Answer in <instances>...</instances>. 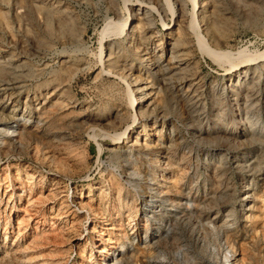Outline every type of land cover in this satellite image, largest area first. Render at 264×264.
<instances>
[{
    "label": "rangeland",
    "instance_id": "rangeland-1",
    "mask_svg": "<svg viewBox=\"0 0 264 264\" xmlns=\"http://www.w3.org/2000/svg\"><path fill=\"white\" fill-rule=\"evenodd\" d=\"M200 1L199 36L233 62L200 51L188 26L190 0L184 12L170 0L174 13L166 7L162 17L157 3L165 0H143L155 6L152 26L134 32L130 41L131 27L126 33L114 27V33L103 31L108 21L121 22L137 9L135 0H0V63H6L2 50L25 54L19 68L15 63L0 67V264H107L103 258L108 256L113 264H264V57L248 65L251 73L257 66L255 75H240V82L232 67L238 55H264V0H218L221 17L209 0ZM59 7L62 30L51 13ZM136 13L133 31L141 23L136 18L142 14ZM136 47L140 53L162 54L161 64L182 69L158 75L155 64L132 53ZM116 54L124 80L107 63ZM137 79L151 94V105L138 117L125 93V81L131 85ZM56 83L60 97L34 101ZM40 105L59 119L55 130L36 121ZM129 126L130 136L112 145L111 136ZM164 155L177 158L180 167L171 171ZM117 164L115 174L136 173L132 183L141 193L122 198L133 206L131 223L114 194L103 205L101 190L93 188L103 179L108 185ZM207 165L215 168V179ZM182 170L181 191L188 196L181 207L154 203L158 193L150 186L174 188ZM77 204L93 213L84 218Z\"/></svg>",
    "mask_w": 264,
    "mask_h": 264
},
{
    "label": "bare ground",
    "instance_id": "bare-ground-1",
    "mask_svg": "<svg viewBox=\"0 0 264 264\" xmlns=\"http://www.w3.org/2000/svg\"><path fill=\"white\" fill-rule=\"evenodd\" d=\"M30 2L31 1H34V0H29ZM191 1V5H192V12H191V18H190V21H189V27H190V30H192V34L196 37V39H197V45H198V47H199V49H200V51H203V52H206L210 57H212L213 58V60L215 59V60H217V61H227L228 59L230 60V62H233V60H234V58H231V57H229V54H227V53H225V52H217V51H215V50H211L208 46L209 45H207V44H205V42L202 40V38L199 36V34H198V32H197V30H196V23H197V19H195V16L197 15V10H198V8H199V6H200V4H198V2H197V0H190ZM204 2L205 0H201L200 1V3L201 2ZM210 1V2H209ZM208 2L210 3V5L212 6V9L214 10V15L216 16V17H219L220 16V13H219V11H218V7H219V4H218V0H209ZM28 2V1H27ZM42 2V1H41ZM135 2H137V9H135V8H132V10H130L129 11V13H128V16L126 17V18H124L123 20H121V22H117V23H112L111 21L109 22L108 21V23H107V25H106V27H105V31H103V34H105V33H107L108 34V32H113L111 29L114 27V29H115V31H118V32H120V33H123V32H125L126 33V30H128V28L129 27H131L130 28V30L127 32V40H129L130 41V39H133L132 38V36H133V34H134V32L136 33V32H139V33H141V32H144V30L146 31H148L150 28H151V26H152V14H151V12L153 11V10H155V6L154 7H151L152 5H150V6H148L147 4H145L144 2H143V0H135ZM175 2H177L181 7H182V12H184V7H185V0H175ZM208 3V4H209ZM149 4V3H148ZM30 5V4H29ZM29 5H27L28 6V9L30 8V6ZM133 5V4H132ZM157 5L159 6V7H157L158 9L160 8V11L158 10V12L160 13V15H161V17H162V14L161 13H163V12H165V8L167 7L168 9V11H170L172 14L174 13L173 12V10H172V8H171V2H170V0H165V2H164V4H162V3H160V2H158L157 3ZM49 6L51 7V9L52 8H56V5H52V4H49ZM206 6V5H205ZM204 6V8H206ZM32 7V6H31ZM58 7V6H57ZM203 9V8H202ZM52 12L51 13H53V17H56V22H57V27H59V29H63V27H62V23H60V21H61V19L60 18H62V15L60 14V12H61V10H60V7L56 10V11H54V10H51ZM141 12V14H139V15H141V17H137L136 18V20H137V22H138V20H140L141 21V23H140V25L138 26L139 28H138V31H133V29H134V27H135V24H133L132 26H131V23H132V20H131V17H134L135 16V13L136 12ZM203 11H204V9H203ZM212 13V14H213ZM136 14H138V13H136ZM165 15V14H164ZM212 16V15H211ZM198 17V16H197ZM221 17V16H220ZM163 18H164V16H163ZM214 18V17H213ZM129 19H130V23L128 22L129 21ZM135 19V18H134ZM113 20V19H112ZM164 19H162V21H163ZM114 21V20H113ZM115 22V21H114ZM129 23V24H128ZM163 23V22H162ZM164 25H165V30L168 28V25L166 24V23H164ZM183 26V25H182ZM182 32V31H181ZM114 33V32H113ZM161 33V32H160ZM183 33H185V31H183ZM182 33V34H183ZM102 34V35H103ZM119 34V33H118ZM106 35V34H105ZM104 37V36H103ZM135 37V36H134ZM136 37H137V35H136ZM135 37V38H136ZM142 37V36H141ZM139 40V38H136L135 39V42L136 41H138ZM147 39V38H146ZM188 43V42H187ZM190 43V42H189ZM191 45H193V44H188V46H191ZM146 46V45H145ZM137 48V50L135 49L134 51H132V53L134 52L135 53V55L136 56H139L140 57V59H141V61L142 62H145V64H149V66H153L154 64V66L157 68V70H156V73L158 74V75H162V73H164V72H166L168 69H171V68H175V70H177V71H179V70H181L182 68L179 66V65H176V66H170L169 67V65H164V64H161V57H162V54H160L159 56H157V54H155V53H147V52H145L146 54H149V56H147V57H143V55L142 54H145V53H142V51H141V53L139 52V50H138V47H136ZM171 48H172V50H171V59H175L176 58V54H174L175 52L173 51L174 50V48H176V45H175V43H173L172 45H171ZM188 49V48H187ZM214 49V48H213ZM143 50V49H142ZM2 51H5V58H6V60H5V62L6 63H4V62H2V63H0L1 65H0V67L2 68L3 66H5V67H8V66H10V64H13V63H15V65H14V67H18L19 68V66L21 65V62H20V60H21V57L22 56H24L25 54L24 53H22V54H20V53H13V52H11V51H9V50H7V49H5V50H2ZM20 55V56H19ZM193 57V56H192ZM260 57H264V55L262 54V55H260V56H254V55H246V56H241V55H238L237 56V58H235L236 60H238V59H240L239 61H237L236 63H233L232 64V67H235V69L233 70V71H237L238 70V77H237V81H241V79H240V75H242L241 77L242 78H246V76L248 75H250V74H252V73H254V70H256L257 69V66H254V70H252V73H251V68L252 67H249L248 65L249 64H251V62H255L257 59H259ZM119 60H120V57H119V55H117L116 54V56H114L112 59H110V60H108L107 61V63H108V65L109 66H113V72L114 73H116V75H119L120 76V79H122V80H124V78H127L126 76H124L123 74H122V72H121V70H120V68H118L119 66H120V64H118L119 63ZM228 60V61H229ZM176 61V60H175ZM259 61V60H258ZM23 63V62H22ZM218 63V62H217ZM222 63V62H221ZM228 63V62H227ZM229 64V63H228ZM231 64V63H230ZM23 65V64H22ZM107 65V64H106ZM247 66V67H246ZM11 67H13V66H11ZM117 67V69L115 70L114 68H116ZM15 69V68H14ZM1 70V69H0ZM112 70V69H111ZM110 72V71H109ZM127 75V74H126ZM254 75H255V73H254ZM253 75V76H254ZM252 76V77H253ZM251 77V78H252ZM64 79V78H63ZM48 81H50V80H48ZM52 81V80H51ZM64 81H66V80H64ZM245 81V80H244ZM126 83H128L127 84V91L125 92L126 93V96H127V102H128V104H129V106H130V109L134 112V115H136L137 117L139 116V114H140V116H142L144 113H145V111H144V113H142L143 112V110L144 109H146L147 107H148V105H151V101H149V99H150V93H149V91H147V92H145V91H143V89H145L146 88V86H141V84L143 83V81L142 80H138L137 79V84H131L130 85V83H129V81L127 80V81H125ZM232 82V81H231ZM49 83V82H48ZM47 83V84H48ZM61 83V82H60ZM60 83H56V84H54L53 86V88L50 90V91H48L47 89L48 88H43L44 90H45V92H43L42 94H41V96L40 97H37V96H34V98H35V102H36V100L37 99H40V101H38V103L37 104H39V103H42V104H44V102L46 101V100H48V98L50 97V96H52V95H58L59 97H60V95H62V90H61V87H60ZM65 83V82H64ZM141 83V84H140ZM246 83V82H245ZM248 83V82H247ZM138 84H140L138 87H136V85H138ZM52 85V84H51ZM135 85V86H134ZM236 85H238V83H234V84H230V86L232 87H234V86H236ZM245 85V84H244ZM62 86V85H61ZM47 87V86H46ZM50 87V86H49ZM134 87V88H133ZM136 87V88H135ZM239 87H241V86H239ZM246 87L248 88V85H246ZM194 90V89H193ZM238 90H240V88H238ZM239 91H237V93H238ZM237 93L235 94V95H237ZM35 95V94H34ZM39 96V95H38ZM125 96V97H126ZM26 98V100H28V101H30L31 100V98L30 97H25ZM149 101V102H148ZM25 104V103H24ZM76 104V103H75ZM41 106V105H40ZM74 105H72V107H73ZM50 108H48V107H46V106H41V108H40V110H41V113L36 117L37 119H36V121L38 122V121H41V123L42 124H44V126L45 125H47V126H49L50 128L49 129H54L55 130V128L57 127V123H58V120H57V118L55 119V117L53 116V115H50L51 113H50V110H49ZM13 111H14V109H13ZM38 111H39V109H38ZM36 112V111H35ZM40 112V111H39ZM142 113V114H141ZM29 114V113H28ZM84 114V113H83ZM34 116V115H33ZM78 116V115H77ZM135 116V117H136ZM148 116V115H147ZM23 117V116H22ZM26 118H28V117H26ZM135 119V118H134ZM19 119H17V121H18ZM86 120V119H85ZM115 120H116V118H115ZM14 121L16 122V120L14 119ZM95 121V120H94ZM85 122V121H84ZM89 122H92V121H89ZM114 122V121H113ZM94 123H90V125H88V126H86V125H84L83 124V126H86V129H88V128H90L92 125H93ZM36 125V124H35ZM95 125H96V123H95ZM22 127H24L25 126V123H23L22 125H21ZM47 126L45 127V128H47ZM77 126V125H76ZM82 126V128H84ZM78 127H81V126H78ZM131 126H129V127H127L122 133H119V134H114V135H112L111 136V144L112 145H116V144H118V143H121L122 142V140H124V139H127L128 138V135L130 136V130L132 129V127L130 128ZM34 128H37V126L36 127H34ZM44 128V129H45ZM82 128H79V129H81L82 130ZM130 128V129H129ZM129 129V130H128ZM46 130V129H45ZM48 130V129H47ZM133 130V129H132ZM145 129L143 128V129H141V131H144ZM83 131V130H82ZM89 132V131H88ZM41 133V132H40ZM49 133V132H48ZM52 133V132H51ZM139 131H136L135 132V139H133V137H132V139H133V144H136V141H137V138H138V136H139ZM44 135H45V133H44ZM53 135V134H52ZM79 135V134H78ZM57 136H58V134H57ZM62 136H64V135H62ZM62 136H60L61 138H62ZM80 136V135H79ZM0 140H1V137H0ZM20 137H18L17 136V139H16V141H17V143H20ZM60 140V139H59ZM62 140V139H61ZM9 141V140H8ZM12 142V141H11ZM14 143V142H13ZM64 143V142H63ZM62 145V144H61ZM64 145V144H63ZM130 147V146H129ZM158 147H160V146H158ZM157 147V148H158ZM115 148V147H114ZM132 147H130V148H128V149H131ZM161 148V147H160ZM64 149H65V147H64ZM101 149V148H100ZM99 149V151H100V153H101V151L103 150H100ZM146 149H147V147H146ZM115 150V149H114ZM119 150V149H118ZM118 150H117V152H118ZM135 151H137L138 153H139V151H141V149L140 148H137V149H134ZM142 150H144V149H142ZM177 150V149H176ZM81 151V150H80ZM122 151V150H121ZM116 152V153H117ZM134 152V151H133ZM144 152V151H143ZM142 152V153H143ZM147 152V151H146ZM114 153H115V151H114ZM128 153V152H127ZM126 153V154H127ZM156 153V152H155ZM169 153V152H168ZM79 154V153H78ZM123 154L125 155V153L123 152ZM175 154V153H174ZM159 155V154H158ZM163 154H161V156H162ZM83 156V155H82ZM111 157V156H110ZM121 157V156H120ZM130 157V156H129ZM82 158V157H81ZM113 158V157H112ZM116 158V157H115ZM163 158H166L165 159V165H168V167H169V169L171 170V171H173L172 169L173 168H176L177 169V167H180V162L178 161V159L177 158H174V157H171L170 159L168 158V155H164L163 156ZM186 158V157H185ZM113 160H115V159H113ZM156 160H160V158L159 159H156ZM156 160H155V162H156ZM179 160H181V159H179ZM84 161V160H83ZM116 161H117V158H116ZM124 160H122V162H123ZM133 161V160H132ZM134 161H135V159H134ZM125 163V162H124ZM133 163V162H132ZM131 163V164H132ZM120 164V163H119ZM135 164V163H134ZM185 164V163H184ZM183 164V165H184ZM118 165V164H117ZM132 166H133V164H132ZM135 166V165H134ZM184 166H186V164L184 165ZM183 167V166H182ZM187 167V166H186ZM190 167V166H189ZM207 168H208V172L209 173H212V177H214V179H215V177H216V175H215V168L214 167H212V166H209V165H207L206 166ZM124 168V167H123ZM122 168V169H123ZM193 168V167H192ZM191 168V169H192ZM118 169H119V165L118 166H115V167H112V170H111V178H110V183L108 184V185H106L105 183H104V179L103 180H101V181H99L100 182V185H98V186H95V185H93V188H96V187H98L101 191H100V193L98 194V199H99V201H100V203L101 204H105L110 198H111V195H115V199H116V201H117V207L119 206L120 208L121 207H123V210H124V213H127V219L129 220L128 222L129 223H131L130 221L132 220V217L134 216V215H132V209H133V206H131V204H128V202H127V200H128V197L130 196V195H132V194H135V193H137L138 195L139 194H141L140 193V191H138L137 189H139V188H137L136 189V187H135V185H133V183L132 182H134L133 180H134V177L133 176H135L136 175V173L134 172V174H128V175H120V174H115V172L114 171H118ZM130 169V168H129ZM128 169V170H129ZM137 169V168H136ZM160 169V168H159ZM168 169V168H167ZM179 169V168H178ZM181 169V168H180ZM183 169V168H182ZM124 170V169H123ZM158 170V169H157ZM161 170V169H160ZM186 171H187V169H185ZM125 171V170H124ZM139 171V170H138ZM174 171L176 172V170L174 169ZM120 172V171H119ZM118 172V173H119ZM160 172V171H159ZM117 173V172H116ZM129 173V172H128ZM167 173V172H166ZM177 173H179V177L177 178H175L173 181V187L174 188H165V189H157L158 187H152L151 188V186L148 184L147 185V188H148V186H150V188L148 189V190H150V189H152L155 193H158L156 196H158V199H156L155 201H154V203L155 202H159V204H162L163 206H166V205H171L172 207H175L176 208V205L178 206L179 204H180V207H181V202H182V200H183V196H188V194H184L183 193V191H181V189L183 188L182 187V179L184 178V177H186V172L184 171L183 172V170L182 171H179V172H177ZM189 173V172H188ZM139 174V173H138ZM160 174V173H159ZM191 174V173H190ZM154 175H156V174H154ZM178 175V174H177ZM166 176V175H165ZM168 176H169V174H168ZM59 177V176H58ZM121 177H122V179H123V184L120 182V180H122L121 179ZM136 177V176H135ZM138 177V176H137ZM174 177V176H173ZM211 177V178H212ZM57 178V177H56ZM152 178V177H151ZM150 178V179H151ZM166 178H168L167 176H166ZM55 179V178H54ZM67 179H71V177H67ZM144 179V178H143ZM153 179V178H152ZM155 179V178H154ZM165 179V178H164ZM188 179V178H187ZM191 179V178H190ZM135 180H136V178H135ZM157 180V179H156ZM159 180H163V178H161L160 177V179ZM158 180V181H159ZM186 180V179H185ZM184 180V181H185ZM58 179H56V180H54V183L55 184H57L58 182ZM137 181V180H136ZM154 181V180H153ZM168 181V180H167ZM109 182V181H108ZM164 182H166V181H164ZM135 183V182H134ZM157 183V182H156ZM156 183H155V185H156ZM125 184H126V186H125ZM147 184V183H146ZM160 184H163V183H160ZM160 184H157V186L158 185H160ZM172 184V183H171ZM87 185H89V184H87ZM164 185H166L165 183H164ZM154 186V185H153ZM161 186V185H160ZM171 186V185H170ZM184 186V185H183ZM186 186V185H185ZM190 186V185H189ZM188 187V186H187ZM178 188V189H177ZM196 188V187H195ZM185 189V188H184ZM188 189V188H187ZM187 189H185V190H187ZM151 190V191H152ZM190 191V190H189ZM196 191V190H195ZM113 192V193H112ZM144 192V191H143ZM192 192V191H191ZM190 192V193H191ZM195 194V193H194ZM191 195H193V194H191ZM142 196V195H141ZM151 196H153V194L151 195ZM63 197H67V195H64ZM154 197V196H153ZM122 198L123 199H126L127 198V200H122ZM194 200H195V198H194ZM64 201V200H63ZM65 201H67V200H65ZM200 201V200H199ZM145 202V201H144ZM143 202V203H144ZM194 201H192V200H190V203H193ZM198 202V201H197ZM72 205V204H71ZM77 205H79V206H77ZM77 205H74L75 206V208H77V209H80V210H83L84 212H85V215H84V218H87V217H89V215L91 214V213H93V212H91L90 213V209H89V207H85V206H82V205H80V204H77ZM143 205H145V203L143 204ZM189 205H191V204H189L188 203V206ZM197 205V204H196ZM155 207V206H154ZM157 207H158V205H157ZM74 208V209H75ZM178 208V207H177ZM192 208L193 209H191V211L190 212H193V213H195L196 211H197V208L195 207V206H193L192 205ZM92 209V208H91ZM161 211H162V209H160ZM168 212H170V211H168ZM156 213V215H160V214H158L157 212H155ZM162 213V212H161ZM157 218H158V220H162L161 219V215L158 217V216H156ZM168 220V219H167ZM145 221H147V218L145 219ZM164 228V227H163ZM166 228L168 229V226H166ZM164 230V229H163ZM58 234V233H57ZM145 234H146V231H145ZM147 236H149L150 237V235L149 234H147ZM126 239H129L128 237H126ZM157 241V240H156ZM166 241V238L164 239V242ZM160 242H162V241H160ZM196 243V242H195ZM154 244H156V242L154 243ZM157 244H160L159 242H157ZM156 244V245H157ZM123 245V244H122ZM121 245V246H122ZM151 245V244H150ZM152 246V245H151ZM150 246V247H151ZM155 247V246H154ZM103 250H101L100 252H102ZM112 253H113V251H112ZM111 253V254H112ZM224 256V261H227V255H223ZM176 257H178V256H176ZM176 257H173L174 258V260L175 261H178L177 260V258ZM230 259V258H229ZM103 261H105L107 264H113L114 262H116L114 259H112V257L110 256H108V257H106V258H103ZM121 263V262H120ZM152 264H164V263H162V261H153L152 262ZM167 264V263H166Z\"/></svg>",
    "mask_w": 264,
    "mask_h": 264
}]
</instances>
